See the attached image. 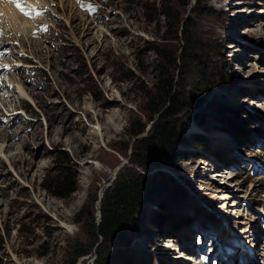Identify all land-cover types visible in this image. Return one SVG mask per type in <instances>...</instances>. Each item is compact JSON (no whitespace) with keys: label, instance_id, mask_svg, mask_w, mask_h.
I'll use <instances>...</instances> for the list:
<instances>
[{"label":"rangeland","instance_id":"374dc122","mask_svg":"<svg viewBox=\"0 0 264 264\" xmlns=\"http://www.w3.org/2000/svg\"><path fill=\"white\" fill-rule=\"evenodd\" d=\"M36 1V34L1 21L16 38L2 83L26 94L0 87V264H70L78 243L91 253L75 264H264V0ZM164 80L191 104L173 150L146 146L168 106L151 112L147 94ZM65 168L76 189L59 198L43 183ZM140 170L160 184L127 244L92 234L104 192Z\"/></svg>","mask_w":264,"mask_h":264},{"label":"trees","instance_id":"16d2710c","mask_svg":"<svg viewBox=\"0 0 264 264\" xmlns=\"http://www.w3.org/2000/svg\"><path fill=\"white\" fill-rule=\"evenodd\" d=\"M196 1L198 5H202L208 0ZM210 11L215 12V10ZM162 15H167V12L162 11ZM160 54L165 61L169 62L171 60L168 51L160 50ZM170 91L168 81L164 80L156 92L147 94V106L151 112L160 110L165 102L168 104L162 116L163 120L154 126L152 135L146 141L147 148L154 142V144L158 143L159 147L164 146L173 150L174 141L179 136L174 122L175 117L180 112L187 110L191 104L179 99L171 94ZM142 132L143 128L138 126L132 130L131 134L136 136ZM142 160L143 154L137 153L136 161L134 162L135 166L140 168ZM148 175L151 176L150 174ZM153 177L150 179L141 170L118 177L112 186L104 192L100 206L101 220L99 223L92 222L90 232L92 234L98 232L104 238L118 235L121 244H127V237L122 235L123 227L135 221L133 217L139 211L145 197L147 199L158 189L159 179L156 177L153 179ZM43 187L52 195L65 198L75 191L76 183L70 171L65 168L52 176L46 177ZM90 253V248L78 243L71 253L70 264H75L81 257Z\"/></svg>","mask_w":264,"mask_h":264},{"label":"bare ground","instance_id":"6f19581e","mask_svg":"<svg viewBox=\"0 0 264 264\" xmlns=\"http://www.w3.org/2000/svg\"><path fill=\"white\" fill-rule=\"evenodd\" d=\"M40 1H42V0H40ZM43 4H45V3H43ZM66 5V4H65ZM5 7V6H4ZM43 7V6H42ZM64 7H67V6H64ZM6 9H7V11H5V12H7V13H5L4 15L6 16V20H8V24L12 27V30H11V28H10V30L9 31H11V32H15V31H19V30H23L24 32H26L27 34H30L31 35V33H32V31L36 28V24H38L37 22H32V21H30L31 22V24H26V23H28V20L26 19L25 20V18H23L22 16H20L19 14H18V12L16 11V10H14V8L12 7V5L11 4H6V7H5ZM4 9V8H3ZM41 19H42V17H41ZM39 20H40V18H39ZM9 26V27H10ZM19 26V27H18ZM28 26V27H27ZM14 27V28H13ZM34 28V29H33ZM41 34V33H40ZM16 34H14V36H15ZM17 36V35H16ZM12 38H13V35H12ZM12 38H10V39H12ZM13 39H15L16 40V38H13ZM30 42H31V44L33 43L34 45H38L37 44V41H33V40H30ZM9 65H10V63H9ZM10 66H12V65H10ZM14 68V70H21V69H19V67H16V66H14L13 67ZM20 68H22V67H20ZM11 69H12V67H11ZM3 70V69H2ZM1 70V71H2ZM4 71V70H3ZM12 78H14V77H12ZM10 82H12L11 81V79L9 80ZM3 82H4V84L2 83V84H0V87H4V89L2 90V92L6 95H8V96H12V95H14V97H12V99H10V101H17V103H19V104H21V105H24V103H23V101H19L18 99H22L23 100V98L22 97H24L25 98V88H24V86L22 87V86H20V85H16L15 87H13V88H9V85L5 82V80H3ZM6 83V84H5ZM21 88L20 89V91H17L16 90V88ZM5 95H2L1 97H0V103H2V101L4 102V103H6V105H7V103L9 102V101H5V99H3V97H5ZM9 100V99H8ZM70 100H71V102L72 103H74L75 102V100L73 99V98H70ZM25 102V101H24ZM16 109V107H13L12 109L10 108L9 109V106H8V108H7V111H14ZM106 111H108V109L106 110ZM2 115H4V117L6 116V115H8V113L5 115V113L4 112H2V111H0V116H2ZM7 118V117H6ZM9 118V117H8ZM8 118H7V120H8ZM109 126V125H108ZM52 127V126H51ZM51 129V128H50ZM48 133V132H47ZM59 134V131L58 130H55V129H53L50 133H49V140L52 142V143H58L59 141L55 138V136L56 135H58ZM59 138V137H58ZM49 141V142H50ZM61 141V140H60ZM60 144V143H59ZM226 162V161H225ZM226 164V163H225ZM213 167V166H212ZM215 167V166H214ZM221 172H224L225 174H221ZM232 173H230V172H228V171H226V170H224V169H222L221 171H219L216 175L217 176H220V177H222V178H224L223 179V181H221L222 183H226V180H227V182L230 180V179H233V175H231ZM229 185H231V184H229ZM229 196H225V197H223V199H227ZM202 228V227H201ZM188 229L190 230V226H189V228L187 227L186 228V230L188 231ZM174 245V244H173ZM179 246V245H178ZM174 248H176V247H174V246H171V245H166V249L168 250H165L164 251V255H165V253H166V255L168 254L169 255V250H174ZM185 250L183 249V248H180V250L178 251V255L176 256L177 258H184L185 257V255L183 254V252H184ZM168 252V253H167ZM192 261V264H200V262L198 261V259L197 258H192V257H188V258H186L184 261L185 262H187V261ZM253 260V259H252ZM251 260V261H252ZM185 262H183L182 264H185ZM180 263V262H179ZM251 264H254V262H252Z\"/></svg>","mask_w":264,"mask_h":264},{"label":"snow or ice","instance_id":"6c2138e0","mask_svg":"<svg viewBox=\"0 0 264 264\" xmlns=\"http://www.w3.org/2000/svg\"><path fill=\"white\" fill-rule=\"evenodd\" d=\"M10 3H15L16 7L18 9H20V11L25 15V16H31L32 12L30 11H26L25 8L21 5V3L19 2V0H9ZM41 13L37 12L36 15H40ZM47 30V29H45ZM0 34H2V32H0ZM21 55H23V53H21Z\"/></svg>","mask_w":264,"mask_h":264}]
</instances>
